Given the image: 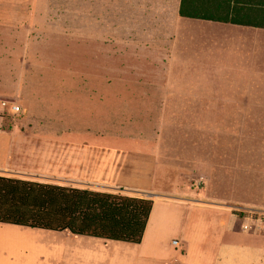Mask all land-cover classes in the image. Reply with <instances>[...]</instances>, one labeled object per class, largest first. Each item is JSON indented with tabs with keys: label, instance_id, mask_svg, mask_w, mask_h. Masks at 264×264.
<instances>
[{
	"label": "rangeland",
	"instance_id": "374dc122",
	"mask_svg": "<svg viewBox=\"0 0 264 264\" xmlns=\"http://www.w3.org/2000/svg\"><path fill=\"white\" fill-rule=\"evenodd\" d=\"M163 74L164 67L125 63L115 59L112 49L91 44L0 47V131L7 138L51 141L54 165L76 163L78 149H84L100 162L98 191L195 201L213 218L236 223L235 235L246 244L264 248V111L206 112L234 106L238 98L232 94L237 92L210 88L202 91L206 95H186L182 91L192 88L191 75L171 67L169 87ZM169 88L177 95L162 97ZM249 97L252 109L264 107V88ZM12 105L19 107L17 114L10 112ZM15 148L6 158L27 164L48 147L33 143ZM45 166L53 170L49 162ZM28 172L3 171L24 181L72 184ZM191 214L171 220L184 229L204 223L195 249L210 253L221 227L208 212Z\"/></svg>",
	"mask_w": 264,
	"mask_h": 264
},
{
	"label": "crops",
	"instance_id": "0c3cea01",
	"mask_svg": "<svg viewBox=\"0 0 264 264\" xmlns=\"http://www.w3.org/2000/svg\"><path fill=\"white\" fill-rule=\"evenodd\" d=\"M180 3L0 0V44H10L0 47L74 49L91 44L99 50L112 49L115 59L125 63L164 67L163 81L169 87L170 68L180 67L181 73L191 75L193 81L192 88L182 91L186 95H206L202 91L210 88L237 92L232 94L238 98L232 101L234 106L208 108L206 112L264 111V107L252 109L249 105L253 102L249 99L251 91L264 88V29L181 17ZM170 89L163 90L161 96H176ZM4 134L0 131V176H12L3 173L7 168L14 172L27 169L34 178L70 180L72 184L67 185L71 187L76 183L78 189L101 192L97 184H102L97 180L103 177L96 172L100 162L84 149H78L80 158L76 163L54 165L51 141L7 138ZM33 143L48 147L39 151L40 159L30 160L27 165L20 160L12 164L11 157L6 158L18 151L15 147ZM46 162L53 170H46ZM152 201L139 244L0 223V264H264V248L246 244L235 235L236 223L229 226L226 220L213 218L211 210L192 200ZM198 211L208 212L221 227L210 253L195 249L204 234V223L184 229L171 220L174 215L182 217L184 212ZM242 232L250 238V233ZM172 237L178 239L176 244L170 240Z\"/></svg>",
	"mask_w": 264,
	"mask_h": 264
},
{
	"label": "trees",
	"instance_id": "16d2710c",
	"mask_svg": "<svg viewBox=\"0 0 264 264\" xmlns=\"http://www.w3.org/2000/svg\"><path fill=\"white\" fill-rule=\"evenodd\" d=\"M181 17L264 29V0H181ZM153 201L0 176V223L139 244Z\"/></svg>",
	"mask_w": 264,
	"mask_h": 264
},
{
	"label": "built area",
	"instance_id": "2783aa9c",
	"mask_svg": "<svg viewBox=\"0 0 264 264\" xmlns=\"http://www.w3.org/2000/svg\"><path fill=\"white\" fill-rule=\"evenodd\" d=\"M2 106L4 107L5 103H2ZM9 110H10L11 113L17 114L19 112V107L15 106V105H12V106L9 107ZM241 228L243 230H245L247 228V226L243 225ZM174 244H176V242H174Z\"/></svg>",
	"mask_w": 264,
	"mask_h": 264
}]
</instances>
